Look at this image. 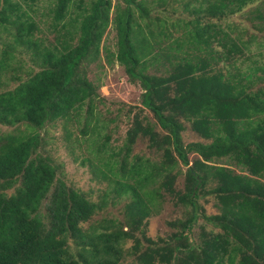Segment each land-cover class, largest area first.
<instances>
[{"label": "trees", "instance_id": "obj_1", "mask_svg": "<svg viewBox=\"0 0 264 264\" xmlns=\"http://www.w3.org/2000/svg\"><path fill=\"white\" fill-rule=\"evenodd\" d=\"M39 1L0 0V40L10 39L0 49V78L16 80L0 90V125L14 128L0 130V264H118L128 239L138 264H264V89H247L250 76L236 67L227 74L215 68L243 55L254 37L217 21L253 4L250 19L259 22L252 27L263 31L264 0H179L193 14L181 28L158 15L169 0H49L45 32L32 14ZM110 25L116 48L105 57L142 89L117 151L102 131L98 87L87 76ZM15 51L31 63H13ZM257 68L264 73V65ZM143 108L163 132L144 120ZM58 120L94 136L86 159L106 182L99 202L68 184L43 149V131ZM186 123L196 140L184 142ZM138 135L159 159L131 155ZM109 192L125 198L123 218L84 230ZM165 195L185 215L168 220L170 232L153 240L143 226ZM207 195L216 200L213 214L202 205ZM200 217L214 229L192 243Z\"/></svg>", "mask_w": 264, "mask_h": 264}, {"label": "rangeland", "instance_id": "obj_2", "mask_svg": "<svg viewBox=\"0 0 264 264\" xmlns=\"http://www.w3.org/2000/svg\"><path fill=\"white\" fill-rule=\"evenodd\" d=\"M194 2L195 0H191ZM115 0H112V5ZM49 0H41L36 5L35 11L32 12L33 17L38 22V26L44 32L46 26L50 22V14H47L49 8ZM253 4L246 7L242 12L223 18L217 22L226 24L233 23L238 25V28L244 29L243 38L248 35H253L252 41L249 43V47L243 55L233 57L231 63L220 62L216 64L215 68H222V71L227 74L229 71L233 73L236 68L244 72V74L250 76V87L247 89L254 90L257 88L264 89V78L257 79L264 75L263 71L258 66L264 65V45H259L260 42L264 43V30L253 28V24L259 22L255 19H250L252 14L251 9ZM158 15H167L168 23L179 22L181 28L183 23L192 18L193 14L186 13L182 3L179 0H169V7L166 6V11H159ZM141 27L145 29L144 19L137 18ZM214 20V19H212ZM171 30V29H170ZM179 31H175L173 34L177 35ZM10 41L2 35L0 40V49L3 47V42ZM115 31L112 26H108L101 41L100 55L93 62L88 64L87 76L93 81V84L98 87L97 92L99 97L94 100L95 112L100 116V124L106 126L102 129L103 132H107L110 135L108 144L113 150L117 151L122 145L125 132L128 126L131 124V117L133 112L137 111L134 107L139 105L141 87L137 83H131L127 75L124 72V68L115 59L108 61L105 57V53L108 51H115ZM107 47V49H105ZM13 63H16L17 59L23 61L24 67H27L31 62L27 54H18L14 52ZM236 67V68H235ZM151 70V69H149ZM21 78L26 76L25 71L16 72ZM7 74V73H6ZM246 80V78H245ZM6 81L5 83H2ZM0 90L11 88L16 80H6L5 76L0 78ZM247 84V83H246ZM85 106V105H84ZM130 110V113L129 111ZM145 121L151 123L154 128L160 132H163L157 123L155 122L152 113L143 108L141 114ZM92 124L94 122H91ZM79 125L73 122H69L66 125L61 120L56 121L52 125H48L45 128V142L43 149L49 154L53 160L61 167L62 178L70 185L81 189L85 194L89 196L94 202H99L103 196V191L106 188V182L98 180L91 170L89 169V161L86 157L91 156L90 149L93 148L92 140H95L94 136L90 132L82 134L79 130ZM12 127L0 125V130H13ZM184 142L196 140L197 136L191 131L189 125L185 124V129L182 132ZM131 155H138L142 157L159 159V152L148 146L147 138L138 135L135 142L132 145ZM197 154H190V159ZM183 170V169H182ZM183 182V175L179 174L175 181V187L181 188ZM113 193L109 192L106 196V204L101 209H96L95 213L88 221L82 222L81 226L84 230H101L102 224L107 220L122 219L123 218V202L124 197H116V200L112 198ZM206 201L202 204L206 214L215 213V198L211 195H207ZM156 209L152 211V214L145 219V225L143 231L146 237L156 240L158 237H165L171 230L167 221L174 218H182L185 215V209L180 205H175L173 200L165 195ZM214 229L213 226L206 222L203 218H199L192 226L189 234L192 243H197L200 238V232L202 230ZM132 241L130 239L124 241L122 244V252L118 264H138L135 256L129 253L131 249ZM71 250L75 249V245L72 241H69Z\"/></svg>", "mask_w": 264, "mask_h": 264}]
</instances>
